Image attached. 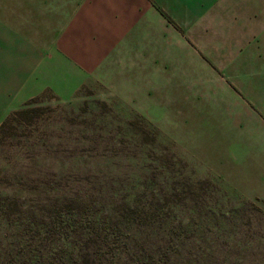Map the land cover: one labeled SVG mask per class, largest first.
Listing matches in <instances>:
<instances>
[{"label":"rangeland","instance_id":"obj_1","mask_svg":"<svg viewBox=\"0 0 264 264\" xmlns=\"http://www.w3.org/2000/svg\"><path fill=\"white\" fill-rule=\"evenodd\" d=\"M107 1L90 68L0 86V264H264V214L183 143L212 102L168 86L263 76L264 0Z\"/></svg>","mask_w":264,"mask_h":264},{"label":"crops","instance_id":"obj_2","mask_svg":"<svg viewBox=\"0 0 264 264\" xmlns=\"http://www.w3.org/2000/svg\"><path fill=\"white\" fill-rule=\"evenodd\" d=\"M114 11L107 0H0L2 90L24 96L27 84H48L60 73L70 78L76 69L90 68L91 46L106 36ZM197 64L201 81L184 67L170 76L194 77L186 89L180 81H168L170 92L178 94L174 100L212 102L199 110L200 116L210 117L202 128L207 134L195 133L183 143L229 190L264 214V75L246 81L244 72L222 73L225 68L208 61ZM252 81L259 83L255 87Z\"/></svg>","mask_w":264,"mask_h":264},{"label":"trees","instance_id":"obj_3","mask_svg":"<svg viewBox=\"0 0 264 264\" xmlns=\"http://www.w3.org/2000/svg\"><path fill=\"white\" fill-rule=\"evenodd\" d=\"M26 104V103H25ZM20 112L13 111L11 112L0 124V132L4 129L5 125H7L10 121L14 119Z\"/></svg>","mask_w":264,"mask_h":264}]
</instances>
